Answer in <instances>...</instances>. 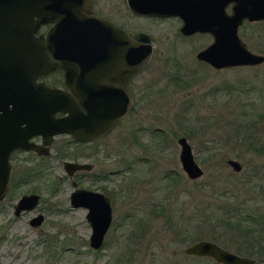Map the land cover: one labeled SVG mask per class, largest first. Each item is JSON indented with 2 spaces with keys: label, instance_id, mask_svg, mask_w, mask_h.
<instances>
[{
  "label": "rangeland",
  "instance_id": "obj_1",
  "mask_svg": "<svg viewBox=\"0 0 264 264\" xmlns=\"http://www.w3.org/2000/svg\"><path fill=\"white\" fill-rule=\"evenodd\" d=\"M166 24L177 32L176 20ZM248 27L239 34L259 51ZM182 40L180 57L151 58L139 76L140 102L106 136L77 143L59 134L45 156L12 154L9 189L0 200V264H222L184 248L209 239L235 251V240L246 234L233 227L237 217L264 237V63L215 69L195 56L208 36ZM181 135L204 170L198 178L181 167ZM64 160L90 161L94 173H106L74 176L79 186L112 195L101 248L89 245L87 209L70 204L73 177ZM40 164L43 174L21 181L23 170ZM30 192L40 194L39 203L15 215V202ZM40 213L42 222L32 224ZM250 257L264 264V252Z\"/></svg>",
  "mask_w": 264,
  "mask_h": 264
},
{
  "label": "water",
  "instance_id": "obj_2",
  "mask_svg": "<svg viewBox=\"0 0 264 264\" xmlns=\"http://www.w3.org/2000/svg\"><path fill=\"white\" fill-rule=\"evenodd\" d=\"M231 1L234 4L228 13L225 6ZM128 3L132 11H139L136 0ZM200 3L193 9H184L183 0H161L143 11L181 16L184 24L180 30L185 34L211 32L213 41L198 51L196 57L216 68L264 61V55L249 49L238 34L244 18L264 19V0H200ZM45 22L52 24L43 39L36 32ZM136 38L147 40L142 33ZM53 41L59 45L54 47ZM56 50L57 56L53 54ZM151 52L150 44L138 43L119 26L95 15L92 0H0V200L9 189L10 155L15 149L45 155L59 134L83 142L106 135L128 109V79L148 64ZM89 67H114L119 95H88L90 86L85 69ZM56 68L64 71L65 89L38 80L40 75ZM56 112L62 114L57 116ZM36 135H41V142L31 140ZM177 142L183 171L191 179L202 176L203 169L187 137L181 135ZM227 162L234 170L241 169L237 159L228 158ZM91 167L90 162L63 161L68 176ZM71 185V206L87 209L85 217L91 227L89 245L101 248L112 220L110 198L98 190L79 186L75 179ZM39 200L37 192L22 194L13 206V213L18 216ZM43 219L40 213L30 222L40 224ZM184 252L208 256L222 264L256 262L253 257L209 239L194 241Z\"/></svg>",
  "mask_w": 264,
  "mask_h": 264
},
{
  "label": "flooded vegetation",
  "instance_id": "obj_3",
  "mask_svg": "<svg viewBox=\"0 0 264 264\" xmlns=\"http://www.w3.org/2000/svg\"><path fill=\"white\" fill-rule=\"evenodd\" d=\"M159 1H161V0H136V3H137L136 8L139 11L134 12L130 8L128 0H92V11L95 15H97L99 17L106 18L109 21H111L112 23H114L115 25H117L120 28H122L123 30H125L138 43L150 44L151 50H152L150 60L153 56H155L156 53L159 55H162L163 58L180 57L179 56V51H180L179 42H180V39L182 40V38H183V40H186V39L192 38V37L197 36V35L198 36H208L210 41L208 43L204 44L202 47H200L197 50V52L204 49L205 47H207L213 41L212 33L207 31V30L206 31H195V32L190 33V34L183 33L180 30V27L184 24V19L179 15L148 14V13H145L143 11V10L151 8L154 4H156ZM183 1L185 3V6H186L184 9H193L196 6H199L201 4L200 0H183ZM233 4H234V2L231 1L225 6L226 12H228V13L232 12ZM168 19H173V20H176L178 22V25H177L178 30L174 34H172L171 27L166 24V21ZM51 24H52L51 22L41 23L39 25V28H38L36 34L40 35L44 39L45 36L47 35V32H48ZM248 26L250 27L251 37L256 39V40H259V44H260L259 48H258L259 51H255V50L251 49L248 46L247 42L241 36L240 37L246 42L249 49L264 55V19L249 20L247 18H244L242 23L238 27V34L240 31V28H246ZM138 33H142V35L144 37H147V40H145V41L144 40L143 41L138 40L136 38V35ZM183 42H185V41H183ZM52 43H53L54 47L59 45V43H56V41H53ZM197 52H196V54H197ZM53 54L55 56H57V54H59V53L56 50V52H54ZM196 54H195V56H196ZM197 59L200 60L201 62L215 68V69L234 67V66H229V67L216 68L203 59H199V58H197ZM150 60H149V62H150ZM149 62H148V64H149ZM263 63H264V61L261 63L253 64V65H240V66H255V65H260ZM146 66L144 68L138 70L133 75H131V77L128 79L127 84H128L129 91H130V102L128 104V109H127L126 113L119 119L117 124L128 114L130 109L132 107H134V105L136 103L140 102V99H141L140 96L141 95L139 94V76H140L141 71L144 70L146 68ZM85 71H86V73H88V75L86 76V82H87V85L90 86V90L88 91V95H96V94H106L108 96H118L119 95V90H118L119 88L115 84L116 80H118V77L114 74L115 73L114 67H110V68L89 67V68L85 69ZM101 73H105V74H101ZM47 78L49 80H47ZM38 80L42 81L48 85L60 88V89L66 88L64 71L62 68H56L55 70L50 71L47 74L40 75L38 77ZM75 80H77V79L75 78ZM121 93L122 94L124 93V88H123V91H121ZM72 95H73V93H72ZM61 114H62L61 112H56L57 116H59ZM117 124L115 126H117ZM66 135H68V134H66ZM106 135H104V136H106ZM103 137H100V138L95 139L93 141H85V142L94 143ZM41 139H42L41 135H36L31 140H34L35 142H41ZM70 140L77 142V143L83 142V141H76V140L72 139L71 136H70ZM50 148H51V146H50ZM18 150H21V149H15L11 153L10 162H11L12 154ZM22 151H25V150H22ZM27 152H33V153H36L38 155H43V156L47 155V154H45V155L40 154V153H37L35 151H27ZM88 162H90V161H88ZM90 163L92 164L91 169L75 171L74 174L72 176H70V177H73L71 179V181L73 179H75L74 176L76 175L77 172H80V171H84V172L92 174L96 177L97 176H106V173H99V174L94 173L93 169H94L95 164L93 162H90ZM11 164H12V162H11ZM11 170H12V168H11ZM203 172H204V170H203ZM76 182H77V180H76ZM77 184H78V182H77ZM98 191H100V190H98ZM100 192L104 193L103 191H100ZM104 194H106L110 198V204H111V209H112V195H110L108 193H104ZM112 217H113V214H112Z\"/></svg>",
  "mask_w": 264,
  "mask_h": 264
},
{
  "label": "trees",
  "instance_id": "obj_4",
  "mask_svg": "<svg viewBox=\"0 0 264 264\" xmlns=\"http://www.w3.org/2000/svg\"><path fill=\"white\" fill-rule=\"evenodd\" d=\"M179 76L180 75H178V74L177 75L174 74L172 77L179 78ZM178 82H179V80H178ZM176 83H177V81H176ZM180 85L183 86L182 83H180ZM64 155L65 154H63V156ZM43 158H45V157H43ZM42 161H44V159H42ZM45 168H46V166L43 165V164L34 165V166L28 167L27 169L23 170V172L21 174V178H22L21 181H31V180H33L34 178H36V177L40 176L41 174H43ZM173 179H177V178L174 176ZM13 184H14V181L12 182V185ZM223 214H224V216L227 215L228 218L232 217V213H229V214L223 213ZM237 218H238V220L234 223V226H233V223H232V226L234 228H238V229L244 231L246 234L241 236V237H238L235 240L236 243H234V244H236V247L235 248L233 247L235 252L240 253V254H244V255H247V256L260 255L261 252L263 253L264 252V237H262V235H260L262 233L259 232V231H262V230L255 229L252 226H247L246 227V226L243 225L244 219L241 218V217H237ZM261 229H263V228H261ZM224 231L225 230H223L219 234L214 232L213 237L215 239L219 238V236L224 235ZM183 237H185V236H183ZM186 237H188V236H186ZM225 241H228V240H225ZM222 244L224 245L225 242L222 243Z\"/></svg>",
  "mask_w": 264,
  "mask_h": 264
}]
</instances>
